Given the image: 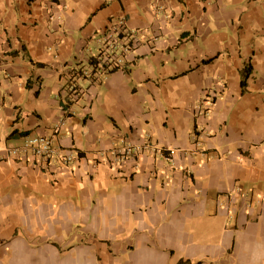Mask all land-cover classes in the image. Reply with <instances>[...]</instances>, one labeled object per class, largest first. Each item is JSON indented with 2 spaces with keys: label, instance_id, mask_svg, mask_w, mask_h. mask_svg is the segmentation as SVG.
Here are the masks:
<instances>
[{
  "label": "crops",
  "instance_id": "crops-1",
  "mask_svg": "<svg viewBox=\"0 0 264 264\" xmlns=\"http://www.w3.org/2000/svg\"><path fill=\"white\" fill-rule=\"evenodd\" d=\"M178 263L264 264V0H0V264Z\"/></svg>",
  "mask_w": 264,
  "mask_h": 264
},
{
  "label": "built area",
  "instance_id": "built-area-1",
  "mask_svg": "<svg viewBox=\"0 0 264 264\" xmlns=\"http://www.w3.org/2000/svg\"><path fill=\"white\" fill-rule=\"evenodd\" d=\"M122 25L123 21L120 20L114 30L106 34L104 40L105 46L101 50V60L99 63L100 69L103 72L114 68L121 69L123 55L130 50V47L122 46L117 42ZM10 153L21 157L31 154L34 157L47 160L63 158L64 164L72 161V155L63 154L64 156H62L60 150L53 146L52 141L44 137L29 138L19 148L12 149ZM131 155L132 150L128 148L123 153H120L117 158L118 160H124Z\"/></svg>",
  "mask_w": 264,
  "mask_h": 264
},
{
  "label": "trees",
  "instance_id": "trees-1",
  "mask_svg": "<svg viewBox=\"0 0 264 264\" xmlns=\"http://www.w3.org/2000/svg\"><path fill=\"white\" fill-rule=\"evenodd\" d=\"M120 40V45H122V46H126V47H130V46H128L129 44L127 43V41H125V42H122V35H121V37L119 38V36L117 37V42ZM104 46H105V44H104ZM103 46V47H104ZM100 53H101V51H100ZM98 54L95 58H92L91 60H90V64H91V66L93 67V70H92V74H99V70H98V65H99V63H100V60H101V54ZM125 55V54H124ZM124 55H123V58H124ZM115 70H117V69H111V70H109V73L110 72H113V71H115ZM250 72V70H249V68H247L246 69V75L244 76V78L241 80V88H242V90L245 88V80H246V76L248 75V73ZM178 264H182V263H178Z\"/></svg>",
  "mask_w": 264,
  "mask_h": 264
}]
</instances>
